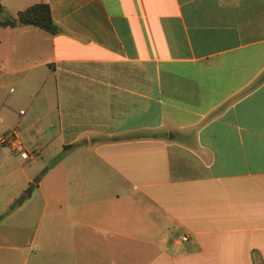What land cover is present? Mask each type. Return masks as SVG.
I'll return each mask as SVG.
<instances>
[{"label":"crops","instance_id":"crops-1","mask_svg":"<svg viewBox=\"0 0 264 264\" xmlns=\"http://www.w3.org/2000/svg\"><path fill=\"white\" fill-rule=\"evenodd\" d=\"M38 1L56 32L0 25V177L26 179L0 204L29 187L0 264H264V0L0 15ZM50 142L62 152L29 186Z\"/></svg>","mask_w":264,"mask_h":264},{"label":"rangeland","instance_id":"rangeland-1","mask_svg":"<svg viewBox=\"0 0 264 264\" xmlns=\"http://www.w3.org/2000/svg\"><path fill=\"white\" fill-rule=\"evenodd\" d=\"M54 143H47L43 149H40V152L35 154L33 160H25L24 170L27 172L26 176L28 178L27 184L33 185L35 179L43 177L47 169L51 166V164L58 158L59 154L62 152L60 148L54 147ZM15 154V153H13ZM23 157V156H22ZM16 163L21 164L24 162L20 155L16 154ZM26 179L23 175H21V171L18 169L15 173L8 175L5 178L0 177V194L1 191H8L9 189H13L15 185L25 184ZM27 188V187H25ZM24 188V189H25ZM5 189V190H4ZM34 196V194H33ZM32 195L30 197H33ZM18 196H13L11 202L7 205L0 204V228H4V223L7 219L10 218L11 215L18 214V210L20 207L26 204L28 198H25L20 203L15 202V198ZM1 201V200H0ZM10 215V216H9Z\"/></svg>","mask_w":264,"mask_h":264},{"label":"trees","instance_id":"trees-1","mask_svg":"<svg viewBox=\"0 0 264 264\" xmlns=\"http://www.w3.org/2000/svg\"><path fill=\"white\" fill-rule=\"evenodd\" d=\"M2 7L0 5V13ZM31 24L41 27L51 33L57 31V25L52 20L48 4L44 1L34 2L19 9L14 15H0V25Z\"/></svg>","mask_w":264,"mask_h":264},{"label":"water","instance_id":"water-1","mask_svg":"<svg viewBox=\"0 0 264 264\" xmlns=\"http://www.w3.org/2000/svg\"><path fill=\"white\" fill-rule=\"evenodd\" d=\"M35 180H37V179H35ZM23 194H26V195L29 194V187L23 189L22 194L15 198V202L19 203Z\"/></svg>","mask_w":264,"mask_h":264},{"label":"built area","instance_id":"built-area-1","mask_svg":"<svg viewBox=\"0 0 264 264\" xmlns=\"http://www.w3.org/2000/svg\"><path fill=\"white\" fill-rule=\"evenodd\" d=\"M3 140H4V136L1 135L0 136V141H3ZM20 155L23 156V157L27 156V151L26 150H21L20 151ZM181 238L184 239L185 238V235H182Z\"/></svg>","mask_w":264,"mask_h":264}]
</instances>
